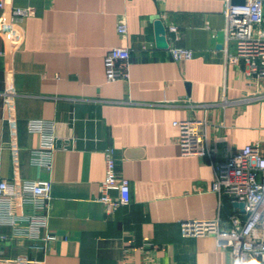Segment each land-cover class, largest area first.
I'll list each match as a JSON object with an SVG mask.
<instances>
[{"label": "crops", "instance_id": "0c3cea01", "mask_svg": "<svg viewBox=\"0 0 264 264\" xmlns=\"http://www.w3.org/2000/svg\"><path fill=\"white\" fill-rule=\"evenodd\" d=\"M3 2L0 23L12 8L33 12L0 30V179L18 187L51 179L48 209L18 201L15 212L47 215L48 228L66 238L43 253L0 222V264H123L126 256L132 264H233L214 236L182 235L185 220L236 210L211 190L212 160L182 154L174 124L208 118L216 160L258 140L264 152V80L254 84L245 62L227 60L226 0ZM158 18L168 48L157 45ZM114 46L132 49L128 80L106 79ZM174 47L193 56L174 58ZM40 119L55 122L60 140L51 171L32 163L43 136L28 123ZM107 149L131 184L130 203L113 211L97 199Z\"/></svg>", "mask_w": 264, "mask_h": 264}, {"label": "built area", "instance_id": "2783aa9c", "mask_svg": "<svg viewBox=\"0 0 264 264\" xmlns=\"http://www.w3.org/2000/svg\"><path fill=\"white\" fill-rule=\"evenodd\" d=\"M234 3L226 0L224 51L228 61L246 63L248 78L258 85L264 80V0H243ZM0 0V9L4 8ZM31 8L15 7L10 20L0 23V30L8 32L14 23L30 15ZM169 30L177 31L176 26ZM122 36L128 33L125 21L118 24ZM232 49V51H231ZM174 58L193 56L192 50L171 48ZM132 49L114 46L106 54L104 64L108 81L128 80ZM225 100V98H224ZM228 102L226 99L224 103ZM179 127V143L183 155L209 157L214 168L211 190L222 199L244 202V211L235 208L227 219L218 215L211 219H191L181 223L183 236L212 235L220 247L228 249L233 264H264V152L261 141H255L233 151L222 160H216V150L209 132L208 118L191 117L175 120ZM29 130L42 134V144L32 150V163L51 171L54 151L57 147L55 122L45 119L31 120ZM106 174L101 182V195L97 198L108 211H113L131 201V184L117 169L115 151H105ZM1 169V164H0ZM51 179H22L20 186L15 182L0 179V222L14 228V235H21L36 242L34 250L47 253L52 245L62 239L60 234L48 228L47 215L29 214L18 216L15 203L30 204L35 209L46 210L52 198ZM117 191V196L113 192ZM126 255L129 252L126 250ZM123 264H132L126 256Z\"/></svg>", "mask_w": 264, "mask_h": 264}, {"label": "water", "instance_id": "95a60500", "mask_svg": "<svg viewBox=\"0 0 264 264\" xmlns=\"http://www.w3.org/2000/svg\"><path fill=\"white\" fill-rule=\"evenodd\" d=\"M243 0H234V3H243ZM154 26H155V32H156V42L159 47L162 48H168L169 43L167 40V29L166 26L164 25L163 21L161 19H155L154 21ZM57 144L60 145V140L57 141ZM224 206L226 209H229L228 207V199L224 197ZM232 205L235 208H240L241 211H244V202H238V201H233Z\"/></svg>", "mask_w": 264, "mask_h": 264}]
</instances>
